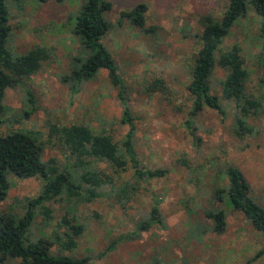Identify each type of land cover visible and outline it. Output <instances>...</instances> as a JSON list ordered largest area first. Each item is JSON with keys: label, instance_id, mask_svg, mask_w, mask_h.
<instances>
[{"label": "rangeland", "instance_id": "obj_1", "mask_svg": "<svg viewBox=\"0 0 264 264\" xmlns=\"http://www.w3.org/2000/svg\"><path fill=\"white\" fill-rule=\"evenodd\" d=\"M84 1L7 0L8 50L16 57L40 46L48 56L36 73L21 77L5 89L0 101L5 107L0 134L33 130L42 142V159L54 158L63 165L64 151L49 134L53 124L84 123L105 130L118 143L128 131V125L122 122L118 88L105 69L76 86L68 77L74 63L86 57L82 40L74 30L76 13ZM111 2L112 9L106 15L109 29L102 42L124 85L134 120L135 149L143 166L167 172L143 182L125 206L107 196L75 206L77 221L84 226L76 239L77 247L71 253L55 247L50 252L88 257V264H264V237L241 211L225 208L226 227L221 233L206 226L211 227L212 222L204 215L209 203L219 207L212 199V189L226 163L240 169L250 195L264 206V105L261 113L247 119L252 132L238 136L234 124L239 113L233 100L222 97L220 81L225 72L215 67L211 92L218 96L223 112L205 107L193 118V128L186 123L192 118L187 85L199 47L202 18H220L227 0ZM139 3L147 6L145 26L152 30L149 33L121 18L123 10ZM259 23L260 17L249 8L220 45L223 51L234 45L240 48L248 71L245 88L254 97L264 90ZM260 99L264 104V97ZM95 165L106 169L102 162ZM130 175L128 170L124 179H130ZM8 178L10 188L0 202V213L20 217L26 209L23 200L36 197L44 180L13 175ZM153 198L162 200L159 208L163 224L132 233L148 217ZM47 205L52 219L44 224L38 215L29 230L31 239L51 236L66 214L68 203L62 198ZM18 262L17 258L0 259V264Z\"/></svg>", "mask_w": 264, "mask_h": 264}, {"label": "trees", "instance_id": "obj_2", "mask_svg": "<svg viewBox=\"0 0 264 264\" xmlns=\"http://www.w3.org/2000/svg\"><path fill=\"white\" fill-rule=\"evenodd\" d=\"M249 8L260 17L259 55L264 66V0H227L220 18L204 16L198 35L199 47L187 85L192 102L189 110L192 118L186 122L189 128H193V118L205 107L223 112L218 96L211 92L210 83L214 68L219 67L225 72L220 81L222 97L233 100L239 113L235 119V133L242 136L252 132L247 119L261 113L264 104L260 98L264 97V90L256 97L247 92L245 83L248 71L238 46L234 45L226 51L220 49L231 27ZM111 9V0H85L80 6L74 30L82 40L86 57L74 63L68 77L76 86L105 69L110 82L118 88L122 122L128 125V131L118 143L105 130H96L84 123L53 124L49 134L64 151V165L57 163L54 158L47 161L42 159V142L33 130L15 129L0 134V202L8 195L9 175L17 178L41 177L44 180L36 197L23 200L26 209L22 216L0 213V259L17 258L18 264H88V257L61 253L55 255L50 252L55 247L58 251L71 253L77 247L76 239L82 234L84 226L77 221L73 212L75 206L103 196L125 206L136 196L143 182L160 178L167 172L163 168L143 166L137 155L134 120L124 94V85L111 53L102 42L109 29L106 15ZM146 9L145 3H139L129 10H123L120 15L123 20L149 33L152 30L145 26ZM8 20L7 0H0V101L6 88L13 87L21 77L36 73L48 56L47 51L40 46L31 48L23 55L13 56L7 48L10 33ZM158 83L154 82L155 85ZM4 108L0 104V117ZM98 162L104 163L106 169L98 168L95 165ZM128 170L131 171L130 179H124V173ZM217 180L212 189V199L217 201L219 207H215L213 202L205 208L204 215L212 222L211 227L206 226L216 233L223 232L226 227L225 208H232L241 211L264 237V206L250 195L249 184L240 169L226 163L218 172ZM62 198L68 203L66 214L51 236L31 239L29 230L38 215L42 216L44 224L52 219V210L47 202ZM161 201L153 198L148 217L140 221L132 233L138 234L155 224H163L159 208ZM206 226L204 229H207ZM62 227L65 229L61 230ZM261 252H264V248Z\"/></svg>", "mask_w": 264, "mask_h": 264}]
</instances>
